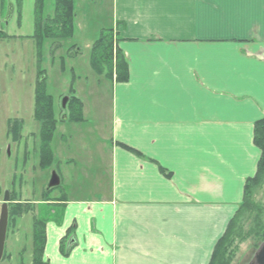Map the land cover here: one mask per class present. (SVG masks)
<instances>
[{"label": "crops", "instance_id": "obj_1", "mask_svg": "<svg viewBox=\"0 0 264 264\" xmlns=\"http://www.w3.org/2000/svg\"><path fill=\"white\" fill-rule=\"evenodd\" d=\"M110 11L128 79L110 82L107 165L97 191L42 204L44 259L209 264L261 157L264 0H110Z\"/></svg>", "mask_w": 264, "mask_h": 264}, {"label": "rangeland", "instance_id": "obj_2", "mask_svg": "<svg viewBox=\"0 0 264 264\" xmlns=\"http://www.w3.org/2000/svg\"><path fill=\"white\" fill-rule=\"evenodd\" d=\"M9 1L15 12L9 23H0V29L14 36L0 40V213L5 194L10 191L14 203L20 200L35 206L36 214L43 219L47 216L40 203L41 192L47 189L54 172L63 177V183L52 191V197L63 193L80 196L97 191L102 180L97 172L107 165L102 153L110 145L112 88L108 79L99 78L92 69L90 54L101 31L112 27L110 0H74L73 36L43 42L39 66L45 70L46 88L57 115L63 118L67 114L62 101L72 95V90L82 100L85 114L82 122L62 121L57 125L52 141L55 163L47 169L39 166L40 126L34 119L38 58L31 36L35 32V0H22L20 21L15 0ZM44 3V15L52 16L55 0ZM9 119L21 121L19 142L7 136ZM257 199L264 202V189ZM31 241L32 213L11 218L5 247L9 256L0 264H31ZM256 251L251 241L241 243L232 264H248Z\"/></svg>", "mask_w": 264, "mask_h": 264}, {"label": "trees", "instance_id": "obj_3", "mask_svg": "<svg viewBox=\"0 0 264 264\" xmlns=\"http://www.w3.org/2000/svg\"><path fill=\"white\" fill-rule=\"evenodd\" d=\"M18 18H21V2L15 0ZM2 11L8 12L14 5L8 0H2ZM44 0H35V32L31 36L37 47L38 71L35 82L34 96V119L39 123V166L41 169L52 167L55 163V154L52 149V141L57 125L62 121L82 122L85 120L84 104L81 99L71 92L65 113V120L60 118L54 105V99L49 94L45 80V70L40 68L42 60L41 48L44 40L71 38L74 34L75 3L74 0H55L54 13L52 16H45ZM5 31L0 30V40L11 38ZM58 49L59 45L55 44ZM90 65L94 72L100 77L104 76L110 82H123L128 79V66L126 58L115 45L113 29H104L93 43L90 54ZM20 120L10 119L8 121L7 136L11 141L21 140ZM254 143L261 151L256 174L248 178L244 187V199L235 215L230 220L223 236L214 247L212 258L209 264H232L239 252L240 244L251 241L256 249L264 241V202L257 199V195L264 189V117L256 122L254 128ZM164 171V170H163ZM51 187L42 193L43 200L49 201L52 191L57 188ZM12 195V193L10 192ZM13 196V195H12ZM11 196L9 207V222L16 217L32 213V261L31 264H50L44 259V248L46 244V222L36 214L35 206L27 202H15ZM71 229L61 241V252L64 256L70 253L73 243L69 238ZM4 253L3 260L8 258ZM19 264H24V261Z\"/></svg>", "mask_w": 264, "mask_h": 264}, {"label": "water", "instance_id": "obj_4", "mask_svg": "<svg viewBox=\"0 0 264 264\" xmlns=\"http://www.w3.org/2000/svg\"><path fill=\"white\" fill-rule=\"evenodd\" d=\"M66 102L67 100L64 99L63 103L66 104ZM59 184H60V178L56 173H54L49 183V187H55L58 186ZM9 202H10V192H6L0 214V261L4 255L6 239H7V230H8V222H9V208H8ZM248 264H264V241L257 249L252 260Z\"/></svg>", "mask_w": 264, "mask_h": 264}]
</instances>
